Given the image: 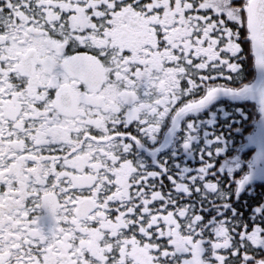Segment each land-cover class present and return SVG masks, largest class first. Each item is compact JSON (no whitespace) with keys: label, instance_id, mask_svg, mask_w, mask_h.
<instances>
[{"label":"snow or ice","instance_id":"6c2138e0","mask_svg":"<svg viewBox=\"0 0 264 264\" xmlns=\"http://www.w3.org/2000/svg\"><path fill=\"white\" fill-rule=\"evenodd\" d=\"M0 264H264V0H0Z\"/></svg>","mask_w":264,"mask_h":264},{"label":"trees","instance_id":"16d2710c","mask_svg":"<svg viewBox=\"0 0 264 264\" xmlns=\"http://www.w3.org/2000/svg\"><path fill=\"white\" fill-rule=\"evenodd\" d=\"M222 82V81H221Z\"/></svg>","mask_w":264,"mask_h":264}]
</instances>
